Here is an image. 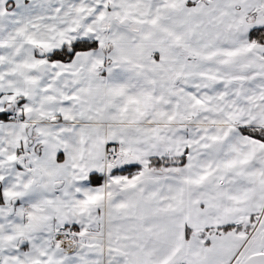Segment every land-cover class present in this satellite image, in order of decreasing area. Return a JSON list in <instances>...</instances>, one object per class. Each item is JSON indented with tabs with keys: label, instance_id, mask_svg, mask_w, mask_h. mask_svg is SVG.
Segmentation results:
<instances>
[{
	"label": "snow or ice",
	"instance_id": "6c2138e0",
	"mask_svg": "<svg viewBox=\"0 0 264 264\" xmlns=\"http://www.w3.org/2000/svg\"><path fill=\"white\" fill-rule=\"evenodd\" d=\"M0 264H264V0H0Z\"/></svg>",
	"mask_w": 264,
	"mask_h": 264
}]
</instances>
